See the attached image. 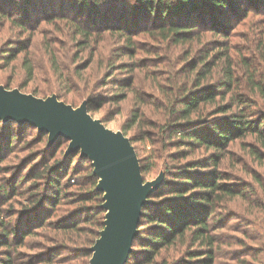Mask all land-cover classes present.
<instances>
[{"label": "rangeland", "instance_id": "1", "mask_svg": "<svg viewBox=\"0 0 264 264\" xmlns=\"http://www.w3.org/2000/svg\"><path fill=\"white\" fill-rule=\"evenodd\" d=\"M169 1L172 6L177 2ZM245 1L247 11L235 13L226 20H219L209 12L205 17L197 13V18L192 17L198 20L196 30L180 43L161 38L154 29L144 30L153 23V18L142 19L141 24L136 25L140 27H133L143 30L134 31L128 42L118 33L77 34L73 24L62 18L44 20L45 15H37L35 20L14 18L16 23L26 25L22 28L0 16V86L41 99L55 96L72 108L85 102L88 114L106 128L121 132L123 127L129 126L125 136L135 140L137 157L144 165H149L143 174L144 182L159 175L170 178L165 167L181 171L185 162L205 157L209 151L197 150L185 159L173 161L176 148L166 144L159 128L167 119V105L184 88L196 87L197 77L200 78L198 89L222 90L218 88L224 60L218 59L221 54L230 61L234 77L231 92L222 101L217 96V102L232 103L231 111L243 109L246 120H263L261 128L264 127V95L253 89L250 82L251 78L254 82L261 78L264 84V0ZM114 6L118 7L109 8L116 9ZM117 11L110 17L95 16L96 21L121 18L124 14ZM129 14L131 19L137 18ZM189 19L183 17V20ZM16 47L23 51L18 53ZM11 50L14 55L7 58ZM199 56L214 63L210 65L211 73L197 72L199 75H196L203 63L195 72H190V63ZM24 57L32 68L30 79L22 67ZM206 108L213 110L214 106ZM203 109L205 112V107ZM135 112L140 118L133 123ZM262 135L249 133L236 138L223 152L217 171L228 176L226 182L240 188L242 195L214 204V211L207 219L209 234L214 237L212 245H191L189 239L183 243L177 241L162 249L154 264L186 259V252L194 249L203 250L195 259L197 262L210 254L211 264H264V133ZM54 142L48 144L47 135L27 126L10 148L2 146L0 220L8 228L17 227L21 217L26 215L25 220L31 212L34 216L31 226L38 225L22 240H16L13 234L7 239L9 246L0 243V260L10 259V264H88L86 249H82L87 232L71 233L68 237L51 224L81 206L72 201V196L77 192L74 184L88 183L83 177L85 174L62 177L59 187L69 193L55 208H50L52 199L47 200L54 188L45 189L43 179L31 175L33 168L34 172L41 171L42 163L51 164L59 152L68 154V141L56 142L55 147H61L57 152L52 151ZM19 178L22 180L18 181ZM10 185L14 186L15 193L10 191ZM39 199L40 206L34 201ZM33 203L36 204L30 208ZM36 206L39 208L34 211ZM37 212L39 218L35 217ZM2 232L0 228V235Z\"/></svg>", "mask_w": 264, "mask_h": 264}, {"label": "trees", "instance_id": "2", "mask_svg": "<svg viewBox=\"0 0 264 264\" xmlns=\"http://www.w3.org/2000/svg\"><path fill=\"white\" fill-rule=\"evenodd\" d=\"M240 1L197 0L194 2L193 0H177L176 4L172 6L169 0H0V16L3 19L13 21L14 24L22 28H25L26 25L16 23L15 20H18V17L31 20H35L37 15H45L44 20H50L53 17L55 19L62 18L73 24L77 34L87 35L91 31L118 33L125 37L128 42L134 31L143 30V28L133 27H140L136 25L141 24L142 19L153 18V23L147 25L144 30L154 29L161 38L172 39L175 43H180L185 42L187 35L196 30L198 20L192 17L197 18V13H200L199 16L205 17L209 12L213 13L219 20H226L235 13L243 14L247 11L246 1ZM112 5H118V7L114 6L117 7L116 9L109 8ZM115 10L124 15L121 18H114L113 21H96L98 20L96 17L115 15ZM22 12L24 14H21ZM129 13L135 15L134 17L137 16V18L131 19ZM183 17H188V19L190 17L191 19L183 20ZM22 49L16 47L15 51L20 53L23 51ZM12 52L13 50L10 51L7 58L14 55ZM221 56L218 59L224 60L220 66L222 80L218 82L220 84L218 88L222 90H212L209 87L198 89L200 78L197 77V82L194 84L196 87L184 88L178 96L171 99L167 105V119L159 127L164 135L163 138L167 140L166 144L176 148L172 155L173 161L185 159L197 150H206L209 153L205 157L185 162V165L180 168L181 171L178 172L171 170V166L165 167V173L170 178H162L160 187L149 196L148 203L142 208L138 234L133 239L131 252L125 264H154L160 251L172 246L177 241L183 243L189 239L191 245L196 243L206 246L212 245L214 237L209 234L207 219L214 211V204L227 197L242 195L240 188L229 186L226 182L228 176L218 172L217 168L222 160L223 152L236 138L249 133H258V135L263 136L264 127L261 128L263 120L259 122L252 119L246 120L247 116L243 109L233 112L231 111L232 103L219 104L217 102L219 99L222 101L226 94L231 92L234 77L227 56L225 54H221ZM199 57L198 60H193L190 63V72H195L198 66L203 63L196 71V75H199L197 72L211 73L210 65L214 63ZM22 67L28 75L27 78L30 79L32 68L25 57L22 61ZM250 82L253 89L264 95V84L261 78L256 82H254V78H251ZM240 102L244 103L243 101ZM89 105L91 107V104ZM207 106H214V108L208 110ZM138 118L140 116L135 112L133 123L138 121ZM27 126L32 127L26 123L18 124L13 120H0V151L3 145L10 148L12 142L18 139ZM126 129H129V126L121 129L124 135ZM166 131L169 132L166 133ZM39 134L47 135L46 133ZM129 140L135 151V140L131 138ZM62 141L69 142L63 137H58L54 142V150L52 151L56 150L57 152L61 147H55V144ZM135 154L137 156L136 151ZM139 166L143 178V174L149 165H144L139 160ZM41 167V171L38 170L37 172H34L35 169L33 168L31 175L35 177L36 174V177L43 179L45 189L54 188L53 195L47 196L48 201L52 199L50 208H55L60 200H64L69 193V190L59 187L62 177L79 172L85 174L83 177L87 178L88 183L77 182L74 184L77 192H74L75 194L72 196V201L79 202L81 206H78L67 217L53 221L51 224L55 230L67 234V236H71V233L80 235L82 232H87V240L82 241V249H86L85 257L89 260L91 253L88 252V248L98 238L104 220V211L100 207L103 202L102 193L96 190L97 178L92 174L91 161L87 157H81L79 151L70 152L67 155H61L59 152L54 156L51 164L42 163ZM209 167L210 170H208ZM21 180L22 178L18 179V181ZM10 191L15 193L13 185H10ZM34 201L40 206L41 199ZM34 204L36 203L31 204L30 208H33ZM39 206L33 210L36 211ZM27 214L25 220L26 215L21 217L17 227L8 228L0 220V228L4 230L0 235L1 245L9 246L7 239L13 234L16 240L19 238L22 240L33 227H37L38 224L31 226L34 221L32 213ZM35 217L39 218L38 212ZM202 251L201 249L189 250L186 252V259L171 263L161 261L160 264H211L210 254L203 261L197 262L195 260ZM208 253L211 252L208 251ZM0 263L10 264V259L0 260Z\"/></svg>", "mask_w": 264, "mask_h": 264}, {"label": "water", "instance_id": "3", "mask_svg": "<svg viewBox=\"0 0 264 264\" xmlns=\"http://www.w3.org/2000/svg\"><path fill=\"white\" fill-rule=\"evenodd\" d=\"M0 120L29 124L47 134L48 144L63 137L69 140L66 153L79 151L91 161L105 214L88 264H125L138 234L142 208L160 187L162 175L144 182L129 138L93 119L85 102L72 108L55 96L41 99L0 86Z\"/></svg>", "mask_w": 264, "mask_h": 264}]
</instances>
